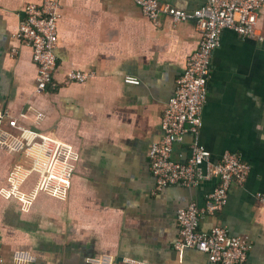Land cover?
I'll return each instance as SVG.
<instances>
[{
  "label": "crops",
  "instance_id": "crops-1",
  "mask_svg": "<svg viewBox=\"0 0 264 264\" xmlns=\"http://www.w3.org/2000/svg\"><path fill=\"white\" fill-rule=\"evenodd\" d=\"M43 0H0V114L40 133L49 154L65 162L69 185L57 188L27 175L32 160L0 149V237L2 254L30 256L27 264H92L109 257L148 264H208L207 255L178 252L177 210L205 207L216 178L196 187L159 190L148 151L158 140L160 121L177 77L199 47L192 20L155 25L132 0H57L61 17L55 48L54 86L36 92V65L29 46L14 35L24 6ZM192 10L207 0H159ZM259 31L264 34V8ZM70 71L93 72L85 83L66 85ZM135 76L138 84H127ZM203 109L201 140L219 160L237 152L251 166L243 186L231 187L227 203L201 221L208 232L225 227L244 236L251 249L245 264H264V40L225 29L214 50ZM191 136L173 146L186 161ZM39 155V149H33ZM16 184V186H15Z\"/></svg>",
  "mask_w": 264,
  "mask_h": 264
},
{
  "label": "built area",
  "instance_id": "built-area-1",
  "mask_svg": "<svg viewBox=\"0 0 264 264\" xmlns=\"http://www.w3.org/2000/svg\"><path fill=\"white\" fill-rule=\"evenodd\" d=\"M143 14L155 25H161L162 16L174 24L192 20L200 32L199 47L189 56L184 71L177 77L173 95L168 100L160 121L161 135L148 151L149 169L161 190L169 185L196 187L202 182L216 178L218 184L209 194L205 207L196 202L177 210L179 237L174 249L183 252L197 250L208 257V264H245L251 249L250 241L244 236H233L225 227L214 226L208 232L201 229V221L213 216L227 203L231 187L243 186L251 172V166L243 161L237 152L225 150L219 160L212 159L211 151L201 140L203 109L207 103L209 79L212 72L214 50L220 45L225 29L237 34L264 40L259 31L264 0H207L192 10L182 9L159 0H132ZM61 17L57 0H43L40 4L24 6V19L15 37L29 46L31 58L36 65V92L40 93L54 86L53 72L56 67L55 48L58 40L57 26ZM66 85L85 83L95 75L93 72L70 71ZM127 84H138L135 76L125 78ZM7 113L0 114V149L9 152H23L32 160L27 175H14V183L21 177L38 173L41 181H47L57 188L69 185V171L65 162L57 160L48 152L49 145L40 133L21 126L16 118ZM191 136L190 156L186 161L173 158V146L186 136ZM39 155H33V149ZM16 186V184H15ZM257 200L264 208V191ZM0 237V264H8L2 254ZM30 256L24 251L14 253L13 264H27ZM92 264H117L109 257L92 260ZM121 264H148L133 258H125Z\"/></svg>",
  "mask_w": 264,
  "mask_h": 264
}]
</instances>
